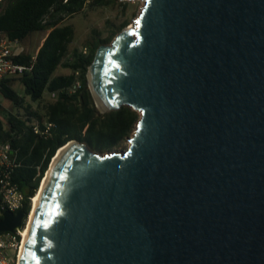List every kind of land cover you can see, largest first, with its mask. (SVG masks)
<instances>
[{"label":"water","instance_id":"95a60500","mask_svg":"<svg viewBox=\"0 0 264 264\" xmlns=\"http://www.w3.org/2000/svg\"><path fill=\"white\" fill-rule=\"evenodd\" d=\"M87 80L135 129L123 151L64 144L20 264H264V0H144Z\"/></svg>","mask_w":264,"mask_h":264},{"label":"trees","instance_id":"16d2710c","mask_svg":"<svg viewBox=\"0 0 264 264\" xmlns=\"http://www.w3.org/2000/svg\"><path fill=\"white\" fill-rule=\"evenodd\" d=\"M116 2L122 4L124 13L129 2L119 0H0V42L23 43L32 33L47 31L35 52L24 49L15 56L16 62L30 68L22 74L6 76L0 83L1 98L13 104V109H8L0 99V142L10 141L19 150L21 165L14 172V180L25 194L22 208L27 214L31 197L37 193L53 157L64 144L76 139L104 153L117 147L135 129L138 111L123 105L101 112L87 80L99 45L112 41L129 24V19L119 24L107 19L105 36L102 30L94 28L91 39L84 44L86 52L78 46L70 48L74 28L65 24L86 6ZM60 67L70 72L56 73ZM78 80L81 86L75 92L69 91ZM46 122L54 124L47 135L34 132L35 124L45 130Z\"/></svg>","mask_w":264,"mask_h":264},{"label":"built area","instance_id":"2783aa9c","mask_svg":"<svg viewBox=\"0 0 264 264\" xmlns=\"http://www.w3.org/2000/svg\"><path fill=\"white\" fill-rule=\"evenodd\" d=\"M25 48L17 40H3L0 42V83L6 76L22 74L30 68L25 64L15 61V56L20 54ZM85 48L83 52H86ZM35 58V57H34ZM78 73V72H77ZM81 86L80 81H76L69 91L75 92ZM55 96V92L52 93ZM52 122L45 123V130L38 124L33 126L35 133L47 135L53 127ZM21 165L19 150L10 141L0 142V215L5 211L16 212L22 209L25 201V194L14 180V172ZM40 169V166H38ZM31 197V207H32ZM31 210V209H30ZM30 212L24 217L21 227L14 232L0 231V264H18L21 248L23 245L24 230L28 226Z\"/></svg>","mask_w":264,"mask_h":264},{"label":"rangeland","instance_id":"374dc122","mask_svg":"<svg viewBox=\"0 0 264 264\" xmlns=\"http://www.w3.org/2000/svg\"><path fill=\"white\" fill-rule=\"evenodd\" d=\"M119 1H122V0H119ZM123 2H127V3L129 2V4H127V8H125L126 10L124 13L122 10V4L120 2H116L115 5H102V6H95V7L86 6L82 12L76 13L72 17H70L65 23V24L72 25L74 28V39L72 41V44L70 45V48L72 49L73 47L78 46L80 49L84 51L85 49L84 44H86L87 41L91 39L92 30L94 28H98L102 30L103 36L107 35V28H106L107 19H110L116 24H119L125 19H129L128 25L134 24L135 19L137 18L144 4V0H132V1L123 0ZM46 34H47V31L45 32L36 31L32 33V35L28 37L23 43H20V45L23 46L25 49L35 52L37 47L43 41V38L44 36H46ZM58 72L67 73V72H70V70L67 68L60 67L58 68L56 73ZM15 86L18 87L19 83L16 82ZM0 99L2 100V103L6 108L13 109V104L10 101L6 99H2L1 96H0ZM130 136H128L123 142H121L117 147H115L111 151L125 150L129 145L128 138ZM41 184H42V181H41ZM41 184H40V187H41Z\"/></svg>","mask_w":264,"mask_h":264},{"label":"bare ground","instance_id":"6f19581e","mask_svg":"<svg viewBox=\"0 0 264 264\" xmlns=\"http://www.w3.org/2000/svg\"><path fill=\"white\" fill-rule=\"evenodd\" d=\"M67 147V145H64L62 146L61 148H59V150L57 151L56 155L53 157L52 161H51V166L55 163L56 159L59 157V155L62 153V151ZM50 173V169H48L46 175L44 176L43 180H42V184H41V187L40 189L38 190V192L33 196V199H32V208L30 210V215L28 217V226L27 228L24 230V238H23V245H22V248H21V252H20V256H19V261H18V264H20V260H21V256H22V251H23V247H24V243H25V240H26V237H27V234H28V231H29V227L31 225V222L33 220V217L35 215V212H36V209L38 207V204H39V201H40V198H41V195L43 193V190H44V187H45V184H46V181L48 179V175Z\"/></svg>","mask_w":264,"mask_h":264},{"label":"snow or ice","instance_id":"6c2138e0","mask_svg":"<svg viewBox=\"0 0 264 264\" xmlns=\"http://www.w3.org/2000/svg\"><path fill=\"white\" fill-rule=\"evenodd\" d=\"M45 227L47 226V225H44Z\"/></svg>","mask_w":264,"mask_h":264},{"label":"crops","instance_id":"0c3cea01","mask_svg":"<svg viewBox=\"0 0 264 264\" xmlns=\"http://www.w3.org/2000/svg\"><path fill=\"white\" fill-rule=\"evenodd\" d=\"M44 39V38H43Z\"/></svg>","mask_w":264,"mask_h":264}]
</instances>
